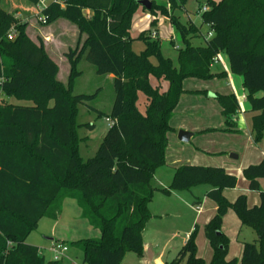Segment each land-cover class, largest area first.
I'll list each match as a JSON object with an SVG mask.
<instances>
[{
    "label": "trees",
    "instance_id": "16d2710c",
    "mask_svg": "<svg viewBox=\"0 0 264 264\" xmlns=\"http://www.w3.org/2000/svg\"><path fill=\"white\" fill-rule=\"evenodd\" d=\"M185 2L168 0V8L151 0L149 10L138 0H63V6L51 2L43 9L45 25L64 19L78 31L76 46L65 54L70 64L66 85L57 81L58 66L43 41H31L25 25L0 10V96L28 102H0V264H62L46 260L39 247L25 240L42 217L56 218L65 198L74 199L81 216L99 232L97 238L71 242L80 249L82 264H119L127 252L141 254L142 230L151 217V180L165 162L169 121L185 93L183 81L223 77L224 73L211 72L212 59L220 52L227 54L231 73L243 79L245 100L253 112V141L264 140V0H206L199 27H208L209 38L197 25L182 23L174 14ZM139 8L166 16L182 36L177 66L161 52L155 19L136 38L130 36L132 17ZM11 26L15 36L8 39ZM200 37L202 42L194 44ZM134 40L143 42L141 51L132 49ZM82 58L98 75H112L114 90L109 112L98 111L113 123L94 155L85 160L76 137L78 105L96 98V93H72ZM150 77L156 79V86ZM161 81L168 84L165 91ZM140 94L146 101L143 111L138 107ZM214 97L226 129L234 131L239 102L232 93ZM242 175L248 188L258 193L257 205L249 207L244 194L228 201L222 191L234 188L237 177L217 166L180 165L162 190L210 186L206 197L216 204V211L203 226L212 249L208 264H264V190L258 183L264 178V158L244 167ZM229 209L257 235L242 242L240 259L226 258L229 240L221 224ZM197 231L195 225L173 260L165 264H205L196 255Z\"/></svg>",
    "mask_w": 264,
    "mask_h": 264
},
{
    "label": "crops",
    "instance_id": "0c3cea01",
    "mask_svg": "<svg viewBox=\"0 0 264 264\" xmlns=\"http://www.w3.org/2000/svg\"><path fill=\"white\" fill-rule=\"evenodd\" d=\"M214 1L218 2L220 0ZM160 18V15L153 16L139 8L132 17L130 36L136 38L141 31L148 29L151 21L155 19L156 27L154 30L157 34L156 37L160 38L158 31L160 26L157 25L158 20H161ZM74 29L77 31L76 27ZM82 38L84 40L85 36L82 35ZM43 43L46 48L47 41ZM49 56L51 57V55ZM216 57L217 62L212 63L211 72L214 74L224 73V75L221 78L215 77L211 81L217 79L225 80L226 88L217 84V87L223 90L222 95L232 93L239 102L238 113L234 119L236 127L234 131H231L235 136L233 142L237 141V143H240L244 141L249 149L241 153L238 151L237 143L232 142L230 145H226L225 143L224 145L217 136V132H211L215 127L210 123L212 116L210 117L211 113L207 109L212 107L213 115H216L217 118V115L222 117L220 114L221 108L216 111L214 103L212 101L208 102L204 98H213L218 93L206 89L205 86L208 80L195 78L185 79L182 84L185 93L180 96L169 121L172 130L167 133L165 162L154 171L151 180V186L154 188L152 199L158 197V201L166 203L167 207L171 206L172 210L170 214L175 215L182 224L180 226L161 227L155 224L153 221H156L160 213L152 209L153 205L150 201L148 207L151 217L142 230L143 251L141 254L134 252L125 253L119 264H165V262L173 260L195 225L198 226L195 239L197 247L196 255L205 260V264H208L211 260L212 249L203 231V226L211 219L216 211V204L209 197H206L210 186L200 184L186 190H170L168 193L162 191L168 188L174 169L180 165L194 164L222 167L227 173L237 177V184L234 188H225L222 191L223 196L228 201L233 202L238 195L244 194L248 198L247 205L249 207L259 203L258 193L248 188V181L243 177L242 170L247 165L256 164L264 158V140H261L258 144L253 141L251 133V116L253 112L251 111L249 103L245 100L246 91L242 85V77L231 73L227 54L220 52ZM51 59L54 60L53 57ZM54 62L56 63L55 60ZM105 76L112 82V75L108 74ZM149 82L152 86L157 85L155 78L150 77ZM189 82L191 85L187 86ZM160 84L162 91H165L168 86L167 82L161 81ZM180 130L192 132V136L188 142L178 140L177 133ZM226 150L237 153H230L228 156L224 154ZM258 183L260 188L264 190V178H259ZM196 207L199 208L198 211ZM178 209L188 211L185 213L183 219L178 214ZM244 227L248 226L241 225L236 214L229 209L224 215L221 224V231L224 232V235L229 240L227 259H240L243 248L242 242H251L256 239L257 235L255 230L252 228H250L251 231L245 230ZM90 229V226H86L84 230L89 231ZM59 240L60 242L64 241V239ZM64 264L69 263L64 261Z\"/></svg>",
    "mask_w": 264,
    "mask_h": 264
},
{
    "label": "rangeland",
    "instance_id": "374dc122",
    "mask_svg": "<svg viewBox=\"0 0 264 264\" xmlns=\"http://www.w3.org/2000/svg\"><path fill=\"white\" fill-rule=\"evenodd\" d=\"M153 1L155 4L168 7V0ZM205 1L206 0H186L183 8L174 11V14L179 20H181L182 23L190 21L199 27L200 14L202 10L198 11V6L199 4L202 7L205 6ZM0 10L3 13L8 14L15 20V22L19 21L20 23H23L25 25V35L31 41L37 42L38 39H41L43 42L47 41V47L45 50L47 54L54 58L57 63L56 65L58 66L56 79L63 85H66L70 64H68L65 54L68 50L73 49L76 46L78 37L77 31L74 29L75 25L64 19H58L59 21L56 20L49 25L39 22L36 18V6L30 0H1ZM86 13L91 14V11L87 10ZM160 19L161 20H158L157 25L160 26L158 31L160 33L159 40L161 52L164 56L169 57L172 63L177 66L178 52L176 49L181 47L183 44L181 38L182 36H180L179 32L175 29L169 18L161 16ZM199 28L201 34L206 37L208 27L206 25H202ZM82 42L83 38L81 36L79 46ZM201 42V37L193 41L194 44H199ZM132 49L134 52L141 51L143 49V42L140 40H134L132 42ZM152 61L155 63L154 59ZM77 68L81 74L74 81L72 93L74 95L96 93V98L78 105L76 118L78 126H76V137L79 141V154L81 158L85 160L94 155L102 137L109 128L110 120L105 115H98V111L100 113L109 112L114 99V90L112 82L108 80L105 75H98L95 72L94 67L87 62L85 58H82L79 61ZM212 79L206 82V89L209 91L213 90V92L216 91L218 94L222 95L223 90H220V88L217 87V84L225 87L226 81L222 79L211 81ZM188 85H191L190 82L187 83V86ZM204 99L208 102L212 101L216 106V111H218L220 105L215 97L208 99L205 97ZM9 101L17 104H28V102L17 101L14 98L8 99L0 96L1 103H7ZM145 103V98L140 94L138 101L140 111L144 110ZM207 110L211 113L210 117L212 116L210 123H212V125H214L213 127H215L211 132H217V136L223 144L225 145L226 143V145H230L233 140H235L234 133L226 129L224 120L220 117V115H217V118L216 115H213L212 107H209ZM237 113L238 111L236 114ZM235 117L236 115L234 118ZM89 124L92 126L89 127ZM233 143H237V141H234ZM237 144L239 149L238 151L241 153H244L249 149L248 145H246L244 141ZM230 153L235 154L237 152H228V150H226L224 154L229 156ZM157 198L158 197H155L151 200L153 205L152 209L158 211L160 216L153 222L160 227L180 226V224H182L181 221L177 219L175 215L170 214L172 210L171 206L167 207L166 203H161ZM178 210V214H180L183 219L185 213L188 211H185V209ZM86 226L90 225L87 220L81 216L80 208L77 206L76 201L71 198H65L61 202L56 218L51 216L42 217L38 221L36 228L30 231L25 242L39 247V250L44 255L45 259L51 260L52 254L48 250L50 243L60 241L59 239H64L63 243L67 246V252L62 258L61 263L64 264V261H66L69 264H81V251L78 247L71 245V242L84 238H97L99 235L98 231L93 229L91 226L89 231H85L84 229ZM244 228L245 230L251 231L250 227Z\"/></svg>",
    "mask_w": 264,
    "mask_h": 264
},
{
    "label": "built area",
    "instance_id": "2783aa9c",
    "mask_svg": "<svg viewBox=\"0 0 264 264\" xmlns=\"http://www.w3.org/2000/svg\"><path fill=\"white\" fill-rule=\"evenodd\" d=\"M51 2H57L63 6V0H51V1L50 0H37V2L35 4L36 9H37V12H36L37 17L36 18L39 22H41L43 24H45V22L47 20V17L43 13V9L46 8ZM201 10L205 11L206 7L203 6L201 8ZM206 35H207V38H209L212 35V32L211 31L207 32ZM6 36L8 39H12L15 36L14 26H11L9 28ZM213 62H217L216 55L212 59V63ZM112 123H113V121L110 120V124H112ZM196 209L198 211L199 208L196 207ZM48 250H49V252H51L53 260H60L65 255L66 250H67V246L63 242L55 241V242H51Z\"/></svg>",
    "mask_w": 264,
    "mask_h": 264
},
{
    "label": "water",
    "instance_id": "95a60500",
    "mask_svg": "<svg viewBox=\"0 0 264 264\" xmlns=\"http://www.w3.org/2000/svg\"><path fill=\"white\" fill-rule=\"evenodd\" d=\"M138 4L143 8H145L146 10H149L151 8L152 3L151 0H138ZM191 136H192V132H188L185 130H180L177 133V138L181 142H188Z\"/></svg>",
    "mask_w": 264,
    "mask_h": 264
}]
</instances>
